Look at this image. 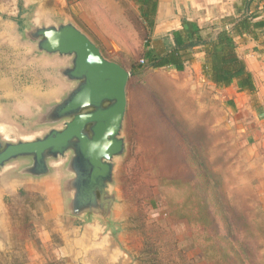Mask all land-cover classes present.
<instances>
[{"label":"rangeland","instance_id":"374dc122","mask_svg":"<svg viewBox=\"0 0 264 264\" xmlns=\"http://www.w3.org/2000/svg\"><path fill=\"white\" fill-rule=\"evenodd\" d=\"M24 5V0H0V11L22 10L23 18H10L19 19V28H29V35L35 29L30 20L37 4ZM123 8L132 29L122 26L118 15H110L114 23L110 35L117 46L101 44L100 50L105 59L130 73L133 64L143 65L139 60L144 31L136 9ZM72 59L39 51L31 35L18 44L4 41L0 47L2 146L34 141L69 121H53L48 113L77 85L63 75ZM187 82L169 68L144 67L141 75L130 74L128 79L120 131L124 152L113 158L111 187L119 194L116 213L125 219L128 247L137 251L141 264L153 258L152 264H264V175L257 164L253 167L246 149L239 147L235 130L226 126L230 115L221 103L203 90L195 97L183 86ZM40 200L19 190L5 198L0 264H44L33 261L31 253V249L42 251L36 239ZM191 222L196 223L193 230ZM215 223H233L234 236L221 237Z\"/></svg>","mask_w":264,"mask_h":264},{"label":"crops","instance_id":"0c3cea01","mask_svg":"<svg viewBox=\"0 0 264 264\" xmlns=\"http://www.w3.org/2000/svg\"><path fill=\"white\" fill-rule=\"evenodd\" d=\"M24 1L25 8L37 4L30 20L31 28L71 24L99 50L101 44L105 47L117 46L110 35V26L114 24L110 15H118L122 26L126 25L129 31L132 29L131 21L125 19L123 5L136 9L140 29L144 34L147 33L148 49L156 53H162L175 45L174 32H178L179 38L186 41L185 23L194 24L199 36L205 40L217 36L221 31L231 33L235 54L250 74L254 91H240L235 81L227 87H220L207 80L202 74V66L207 61L204 46L187 50L183 54L184 70H173L188 81L183 86L188 87L195 97L201 95L203 90L205 96L221 103L225 114L230 115L226 126L235 130L239 147L246 149L253 167L257 164L258 172L264 175V0ZM144 1L153 3V16L149 15L151 6H147ZM22 12L0 11V47H3L4 41L10 40L18 44L29 32L27 27L21 31L17 20L10 18L17 15L23 18ZM147 15L148 20H144L143 17ZM147 21L152 24L149 25ZM96 39L101 43L96 42ZM145 41L143 35L140 60L143 59ZM17 106L19 104H16V110L19 109ZM23 106L29 111L28 105ZM29 141L33 140L22 139L18 142ZM69 159L66 154L48 159V171L42 176L28 173L32 166L30 158H18L1 167L0 224L5 223V198L18 190L36 194L41 199L36 239L42 251L31 249L33 261H44V264H52V260L55 264H141L137 251L128 247L125 219L116 213L119 194L118 191H111L114 159L112 183L106 188V197H111L113 201L102 209L92 210L74 205L75 176L69 169Z\"/></svg>","mask_w":264,"mask_h":264},{"label":"water","instance_id":"95a60500","mask_svg":"<svg viewBox=\"0 0 264 264\" xmlns=\"http://www.w3.org/2000/svg\"><path fill=\"white\" fill-rule=\"evenodd\" d=\"M30 35L39 51L73 57L71 68L63 75L77 85L48 113L53 121H69L61 130H50L34 141L0 143V168L15 159L30 158L28 173L42 176L48 171V159L69 153V169L75 176L74 205L88 210L111 205L113 199L106 197V188L112 183V160L124 152L120 131L130 73L105 59L71 24L35 28L25 34Z\"/></svg>","mask_w":264,"mask_h":264},{"label":"trees","instance_id":"16d2710c","mask_svg":"<svg viewBox=\"0 0 264 264\" xmlns=\"http://www.w3.org/2000/svg\"><path fill=\"white\" fill-rule=\"evenodd\" d=\"M144 3L147 6H151V13L149 15L153 16V3L150 1H144ZM149 15L144 16L143 19L148 20ZM17 23L20 24L19 19H17ZM148 24L151 25L152 22H148ZM184 25L187 33L186 41L179 38L178 32H174L173 38L175 45L162 53H156L148 49L147 33H145V51L143 53V59H141L143 61L141 64L143 65L133 64L130 74L132 76L141 75V69L144 67L151 69L170 68L181 72L184 70L185 65L183 54L195 46H204L207 54V61L202 66V74L207 80L220 87H227L235 81L240 91H254V85L250 74L246 71L243 62L235 54L234 44L230 37L231 33L221 31L217 36L205 40L199 36V31L194 24L185 23ZM195 224L196 223H192V230ZM232 224L233 223H223L222 225L220 223H215L218 229L217 233H219L221 237H223L222 234H224L225 237L230 236L232 238L234 234L231 233V231L233 230L235 232V227ZM204 253V251H201L203 258ZM155 260L156 259L153 258L149 264H152L153 261L156 262ZM188 262L192 263V259H189Z\"/></svg>","mask_w":264,"mask_h":264},{"label":"built area","instance_id":"2783aa9c","mask_svg":"<svg viewBox=\"0 0 264 264\" xmlns=\"http://www.w3.org/2000/svg\"><path fill=\"white\" fill-rule=\"evenodd\" d=\"M143 61L142 60H140V63H142Z\"/></svg>","mask_w":264,"mask_h":264}]
</instances>
